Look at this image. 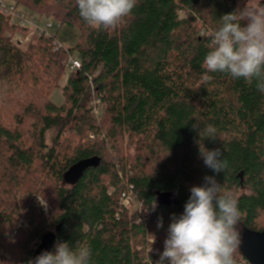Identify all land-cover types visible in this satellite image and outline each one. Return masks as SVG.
<instances>
[{"label":"trees","instance_id":"trees-1","mask_svg":"<svg viewBox=\"0 0 264 264\" xmlns=\"http://www.w3.org/2000/svg\"><path fill=\"white\" fill-rule=\"evenodd\" d=\"M6 1L38 23L75 27L79 37L70 49L57 48L56 35L23 49L14 36L29 29L0 11V264H28L58 242L77 241L91 246L92 264H156L172 215L205 176L238 198L241 240L246 230H264V94L255 81L203 66L209 31L240 0H138L114 29L88 25L75 0ZM70 57L80 69L69 68ZM67 67L56 105L51 94ZM208 124L215 140L199 136ZM125 139L133 159L112 160ZM200 143L222 151L224 172L205 166ZM129 193L148 223L122 206ZM234 259L250 264L240 246Z\"/></svg>","mask_w":264,"mask_h":264},{"label":"clouds","instance_id":"clouds-1","mask_svg":"<svg viewBox=\"0 0 264 264\" xmlns=\"http://www.w3.org/2000/svg\"><path fill=\"white\" fill-rule=\"evenodd\" d=\"M75 4L88 25L114 29L132 15L138 0H75ZM208 36L210 50L203 61L206 73L227 74L248 84L255 81L257 90L264 94V6L259 0L222 15L220 26L209 31ZM203 79L211 81L213 77L205 74ZM199 126L197 122L193 128ZM199 136L215 140L217 129L208 124L200 129ZM199 156L217 174L228 167L220 149L209 150L200 143ZM37 200L46 206L43 195L37 194ZM240 220L238 198L224 191L214 176H205L202 186L190 188L183 213L172 215L156 264H236L234 254L242 242ZM162 227L160 218L157 228ZM92 255L86 243L77 241L70 246L68 242H58L54 251H44L28 264H92Z\"/></svg>","mask_w":264,"mask_h":264},{"label":"rangeland","instance_id":"rangeland-1","mask_svg":"<svg viewBox=\"0 0 264 264\" xmlns=\"http://www.w3.org/2000/svg\"><path fill=\"white\" fill-rule=\"evenodd\" d=\"M247 2L248 3H256L257 0H240V8H243ZM261 2H262V0H259L260 4H261ZM49 21L52 24V30H51L52 37L54 35H56V39L54 40V43H57L66 49L73 48L78 41V37H79L78 29L75 27H71L69 25H62L61 27H59V23L57 21H55L53 19H49ZM45 23H46V17H43L41 19L40 24L44 25ZM22 35H15L14 36V42L16 43V45H18L20 48H23V49H25L28 45H30L34 40L39 38L38 36H32L29 31L26 32L25 34H22ZM18 40L19 41L21 40V43ZM68 69H67V71H65L63 77L61 78L58 87L52 91L51 99L56 105H61L63 103L62 89L64 87L65 81H66L67 76H68L69 71H70V69L69 70ZM127 143L128 142L125 139V144L124 143L121 144V147H123L122 148L123 153L121 156L119 153H117L116 151L113 150L114 152L112 151L113 153L112 152L110 153V158L112 160H114L117 157L118 158L123 157L124 159H128V160L133 159V156L135 155V149L127 147V145H128ZM36 202L38 204V209L40 208L42 210V212L45 214V216H50L51 207L47 203V201H46V206H42L38 202L37 198H36ZM127 203H128V207H130L128 209L129 213L133 214L134 212H140L141 218L144 222L148 223L150 221L151 217H150L149 213L145 210L144 211L142 210V207H141L142 205L140 202H138L137 200L132 198V199L127 200ZM150 241L152 242V240H150ZM150 252L157 254L159 251L155 248H152V251H150Z\"/></svg>","mask_w":264,"mask_h":264},{"label":"built area","instance_id":"built-area-1","mask_svg":"<svg viewBox=\"0 0 264 264\" xmlns=\"http://www.w3.org/2000/svg\"><path fill=\"white\" fill-rule=\"evenodd\" d=\"M0 11H3L9 18L11 19V23L17 24L22 28H28L29 32L32 36L51 38L52 37V24L50 22H46L44 25L38 23V21L28 16L26 13L20 11L15 8L13 4H10L6 0H0ZM54 45L59 48L61 45L54 43ZM68 66L71 70H77L81 68V63L75 57H70ZM132 199L131 194H124L122 200V206L126 209H129L127 200Z\"/></svg>","mask_w":264,"mask_h":264},{"label":"water","instance_id":"water-1","mask_svg":"<svg viewBox=\"0 0 264 264\" xmlns=\"http://www.w3.org/2000/svg\"><path fill=\"white\" fill-rule=\"evenodd\" d=\"M161 198L167 200L168 196ZM54 241L55 234H52L43 241L40 250L49 249ZM241 241L240 251L248 262L250 264H264V230L258 232L246 230Z\"/></svg>","mask_w":264,"mask_h":264}]
</instances>
